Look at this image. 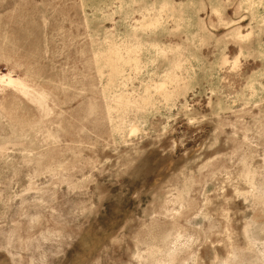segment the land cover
I'll return each mask as SVG.
<instances>
[{"label": "rangeland", "instance_id": "374dc122", "mask_svg": "<svg viewBox=\"0 0 264 264\" xmlns=\"http://www.w3.org/2000/svg\"><path fill=\"white\" fill-rule=\"evenodd\" d=\"M0 264H264V0H0Z\"/></svg>", "mask_w": 264, "mask_h": 264}, {"label": "bare ground", "instance_id": "6f19581e", "mask_svg": "<svg viewBox=\"0 0 264 264\" xmlns=\"http://www.w3.org/2000/svg\"><path fill=\"white\" fill-rule=\"evenodd\" d=\"M126 78V77H125ZM126 80V79H125ZM131 81V80H130Z\"/></svg>", "mask_w": 264, "mask_h": 264}]
</instances>
